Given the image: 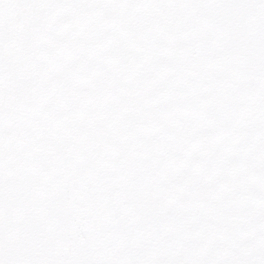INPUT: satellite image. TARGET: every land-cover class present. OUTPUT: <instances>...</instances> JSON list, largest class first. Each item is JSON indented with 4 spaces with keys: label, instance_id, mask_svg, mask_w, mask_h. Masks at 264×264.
<instances>
[{
    "label": "snow or ice",
    "instance_id": "snow-or-ice-1",
    "mask_svg": "<svg viewBox=\"0 0 264 264\" xmlns=\"http://www.w3.org/2000/svg\"><path fill=\"white\" fill-rule=\"evenodd\" d=\"M0 264H264V0H0Z\"/></svg>",
    "mask_w": 264,
    "mask_h": 264
}]
</instances>
